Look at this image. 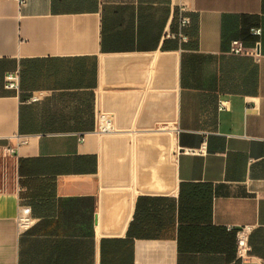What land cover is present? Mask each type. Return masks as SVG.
Returning a JSON list of instances; mask_svg holds the SVG:
<instances>
[{"label":"crops","instance_id":"0c3cea01","mask_svg":"<svg viewBox=\"0 0 264 264\" xmlns=\"http://www.w3.org/2000/svg\"><path fill=\"white\" fill-rule=\"evenodd\" d=\"M180 7L183 44L162 38ZM23 141L0 165V264H264V0H0V146Z\"/></svg>","mask_w":264,"mask_h":264},{"label":"built area","instance_id":"2783aa9c","mask_svg":"<svg viewBox=\"0 0 264 264\" xmlns=\"http://www.w3.org/2000/svg\"><path fill=\"white\" fill-rule=\"evenodd\" d=\"M191 25V19L186 14L184 7H180L177 16V26L174 30H166L163 34V40H176L183 44L188 42V36L186 30ZM249 34L252 37L259 38L261 35V30L259 28H251ZM260 43L259 40L255 41L252 46L247 47L241 40L233 39L229 43L227 53L234 56H249L254 60L258 61L260 59L259 53ZM3 88L10 92H19V72L18 70L9 72L5 75L3 81ZM38 96L32 95L29 98V102H35ZM226 102L219 101V109L225 107ZM114 131V118L113 115L107 112H99L96 117V132L100 134L111 133ZM83 141V138H79ZM26 142H19L17 145L13 146L11 144H6L0 146V165L6 162L7 159L13 158L16 154L17 146L20 144H25ZM189 154H203L204 148H198L193 150H186ZM4 174V175H3ZM2 179L5 178V173L1 174ZM18 191V190H17ZM17 227L20 232L26 231L33 223V219L30 216V208L23 206L20 209V213L16 219ZM251 232L250 226H243L236 230V248L235 253L238 259L244 258L249 251V246L247 244L248 236Z\"/></svg>","mask_w":264,"mask_h":264},{"label":"trees","instance_id":"16d2710c","mask_svg":"<svg viewBox=\"0 0 264 264\" xmlns=\"http://www.w3.org/2000/svg\"><path fill=\"white\" fill-rule=\"evenodd\" d=\"M252 28H255V27H252ZM250 29H251V28H250ZM250 29H249V30H250Z\"/></svg>","mask_w":264,"mask_h":264}]
</instances>
